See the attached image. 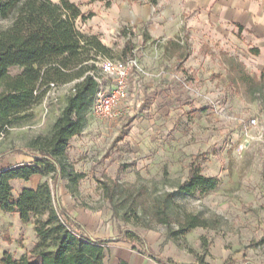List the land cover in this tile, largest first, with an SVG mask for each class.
Returning <instances> with one entry per match:
<instances>
[{"label":"rangeland","instance_id":"1","mask_svg":"<svg viewBox=\"0 0 264 264\" xmlns=\"http://www.w3.org/2000/svg\"><path fill=\"white\" fill-rule=\"evenodd\" d=\"M73 1L92 14L76 26L98 35L113 58L135 57L139 68L130 69L121 115L107 120L88 110L81 133L70 139L69 168L85 174L78 185L67 189L63 177L55 187L41 175L38 182L47 178L94 237L134 230L169 264H264V141L247 128L251 118H264V35L248 21L264 20V0ZM9 24L0 18V30ZM126 40L131 51L123 55ZM73 86L50 87L0 135V162L37 154L29 140L51 131ZM192 168L216 177L217 187L180 192ZM19 182L11 185L14 196ZM162 200L166 224L155 213ZM185 214L205 225L176 234ZM35 239L31 222L0 210V257L28 251ZM111 242L135 253L145 249L140 239Z\"/></svg>","mask_w":264,"mask_h":264},{"label":"trees","instance_id":"2","mask_svg":"<svg viewBox=\"0 0 264 264\" xmlns=\"http://www.w3.org/2000/svg\"><path fill=\"white\" fill-rule=\"evenodd\" d=\"M109 0H88V3ZM157 0H149L153 5ZM79 6L71 0H0V18L10 19V24L0 30V135L7 133L14 121L40 104L47 90L74 82L72 92L66 97L61 113L55 119L51 131L29 140L27 147L37 154L32 162L9 166L0 170V210L17 213L23 223L31 222L35 243L28 254L14 258L4 252L0 264H105L104 257L111 241L140 239L146 253L158 264H169L153 255L140 234L124 230L117 238H98L72 217L53 193L48 179L35 188L23 187L17 196L12 193L11 180H29L33 175L49 177L57 187L61 178L65 187L77 186L84 178L82 172L69 168L67 148L70 139L79 135L86 122L85 112L90 110L97 89L95 75L91 73L96 57L108 58L112 49L103 44L96 34L81 32L76 20H85ZM241 27V26H239ZM125 35L126 32L122 30ZM131 51L126 40L122 53ZM250 51L257 55L258 48ZM218 179L203 175L198 168L190 169L178 190L189 194L195 190L211 191ZM102 189L110 190L107 184ZM170 195V194H168ZM167 202L162 200L155 213L161 223H168ZM198 217L185 214L176 234L184 235L190 229L204 226ZM119 264H128L120 260ZM198 264H207L200 260Z\"/></svg>","mask_w":264,"mask_h":264},{"label":"built area","instance_id":"3","mask_svg":"<svg viewBox=\"0 0 264 264\" xmlns=\"http://www.w3.org/2000/svg\"><path fill=\"white\" fill-rule=\"evenodd\" d=\"M94 63L99 76L94 77L97 89L90 110L96 117L107 120L117 119L128 107L126 80L130 75L131 68H139L137 59L131 55H127L124 59L99 55ZM104 78H111L114 84L111 87H104L101 84V80ZM249 127L256 128L260 138L264 141V118L261 120L251 118L247 125V128Z\"/></svg>","mask_w":264,"mask_h":264},{"label":"crops","instance_id":"4","mask_svg":"<svg viewBox=\"0 0 264 264\" xmlns=\"http://www.w3.org/2000/svg\"><path fill=\"white\" fill-rule=\"evenodd\" d=\"M55 3H58L59 0H52ZM73 1V0H71ZM242 2H244L243 0H241ZM74 2V1H73ZM217 2V1H216ZM75 3V2H74ZM88 3V0H87ZM94 3V2H93ZM81 12L83 13V11L81 10ZM80 19V18H78ZM249 23L251 26H253V29H255L256 33L259 35H264V20L257 25L254 21H252L251 19H248ZM249 25V26H250ZM250 26V27H251ZM78 28V27H77ZM79 29V28H78ZM81 32L87 33L86 31H83L81 29H79ZM88 34H94V33H88ZM32 162V157L30 155L28 156H23L22 158H16L14 160H10V161H1L0 162V170L9 166H14V165H18V164H22V163H30ZM40 175H33L29 180L23 182H19L17 179L16 181L20 183V186L18 187V191H20L21 188L23 187H27V188H35L36 185L39 183V178H36ZM36 179V184L35 185H31L29 184L32 180ZM13 181L15 180H11L10 184L12 185ZM98 236V235H97ZM121 242H111L107 245L108 251L105 253V257H104V263L105 264H119L120 260H124L126 261L128 264H150V263H155L154 261H151L150 259L146 258V254L144 252H131L129 250H127L126 248L123 247L122 244H120ZM32 247H30L31 249ZM29 249V250H30ZM28 251L26 252H22L18 255H13L11 252H9L14 258H18L19 256L25 254H28ZM4 252H8V251H4ZM3 255V254H2ZM2 258V256L0 257V259Z\"/></svg>","mask_w":264,"mask_h":264}]
</instances>
